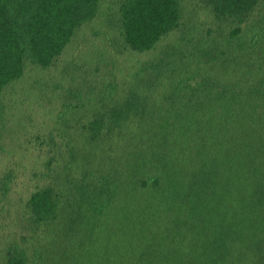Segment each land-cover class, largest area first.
<instances>
[{
    "label": "trees",
    "instance_id": "obj_1",
    "mask_svg": "<svg viewBox=\"0 0 264 264\" xmlns=\"http://www.w3.org/2000/svg\"><path fill=\"white\" fill-rule=\"evenodd\" d=\"M184 1L0 0V139L4 97L84 25L116 53L154 51L124 85L70 60L47 86L61 146L26 201V248L0 264H264V0H186V17Z\"/></svg>",
    "mask_w": 264,
    "mask_h": 264
},
{
    "label": "rangeland",
    "instance_id": "obj_2",
    "mask_svg": "<svg viewBox=\"0 0 264 264\" xmlns=\"http://www.w3.org/2000/svg\"><path fill=\"white\" fill-rule=\"evenodd\" d=\"M186 2L182 3L186 11L185 17L190 8ZM197 17L199 26L203 23L207 28L213 27L212 17L207 10L201 9ZM96 20L84 25L74 35L51 67L40 69L29 65L24 79L15 84L14 89L18 91L14 94V99H10L8 95L3 99L6 112L5 132L0 139V177L7 170H12L14 175L9 192L5 197H0V251L12 241H17L26 248V241L22 240L23 237L26 238V228L24 222L20 221L21 216L26 215V201L47 181V176L43 174L45 163L61 146L62 139L57 134L59 125H56L55 118L61 110L62 92L60 88L51 92L47 86L67 85L68 78L61 75L63 65L74 60L80 68L90 72L98 66L100 71L94 72V75L104 74L110 78L111 72L124 85L129 72L154 55V51L138 53L125 50L120 54L112 51L106 35L96 38L90 36V28L99 27L100 20ZM171 37L169 35L161 43ZM36 78L40 79L39 83L33 82ZM25 86L26 95L21 91ZM39 89L43 91L40 92ZM84 231L85 226H82L81 233ZM1 258L0 254V260Z\"/></svg>",
    "mask_w": 264,
    "mask_h": 264
}]
</instances>
